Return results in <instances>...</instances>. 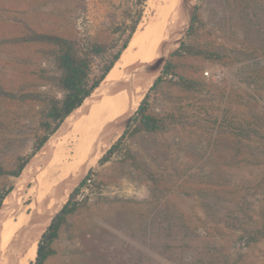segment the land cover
Listing matches in <instances>:
<instances>
[{"label": "rangeland", "instance_id": "obj_1", "mask_svg": "<svg viewBox=\"0 0 264 264\" xmlns=\"http://www.w3.org/2000/svg\"><path fill=\"white\" fill-rule=\"evenodd\" d=\"M150 3L137 31L155 14ZM182 6V34L151 61L141 58L143 65L132 74L141 80L155 72L126 121L114 132L113 123L104 129L94 154V144L79 153L75 147L89 124L82 105L27 164L28 179L27 167L19 177L14 173L49 135L47 114L65 91L60 48L25 38L50 34L74 41L98 79L128 39L139 8L135 0H0V194L14 190L22 177L14 217L28 216L26 230L17 232L8 249L20 264H35V247L50 224L39 240L35 233L64 206L87 167L96 171L100 194L81 205L109 207H98L86 227L64 226L61 237L71 248L54 264H264V0H183ZM181 39L195 53L175 54ZM93 45L109 49L95 54ZM164 56L162 67L152 71ZM167 60L174 70L146 105L161 129L147 131L133 121L111 160L99 165ZM213 70L222 72V80L204 75ZM48 181L56 182L49 190ZM84 240L89 250L80 247ZM116 253L127 257H112Z\"/></svg>", "mask_w": 264, "mask_h": 264}, {"label": "bare ground", "instance_id": "obj_2", "mask_svg": "<svg viewBox=\"0 0 264 264\" xmlns=\"http://www.w3.org/2000/svg\"><path fill=\"white\" fill-rule=\"evenodd\" d=\"M182 3H183V0H151L150 4L152 8L154 9L155 14L153 15V17L150 18V21L148 22L147 26L144 28L145 30L141 31L138 29L128 49L125 51L124 55L116 63L115 67L108 74V76L103 81L101 86L92 94V96L89 99L85 101V103L81 107L83 108V112L81 113L82 111L81 110L80 113L84 114L83 116H86V118L88 117L86 120L89 124L88 126H86L85 133L82 139L80 140V143L78 141L79 145L76 144L78 145V147L77 148L75 147V151H78L79 153L82 152V154H84L89 148H91L90 146L94 144V149H93V154H94L98 150V147L100 144L99 140H100V137L102 136L104 129L113 123L116 125V127L112 128L111 132L116 131L119 128V125L124 123L126 119L129 117V115L132 113L140 96L144 95L145 88L152 80L155 72L147 73L145 77L141 80L138 78H135L132 74L134 73V71H136L138 68H140L143 65V61L141 60V58H145L146 61H151L152 59L157 57L161 51L172 46L175 43V41L179 38V36L182 34L183 27H184V20L187 15V10H184ZM145 41L146 43H144ZM144 44L146 45L145 48H144ZM168 56L169 55H167V57ZM136 58H139L138 63L136 61ZM77 114H79L78 110L74 111L73 114L68 119H70V121L75 119ZM68 123H71V122H68ZM83 127L82 129L80 128V130H83ZM52 142L53 141L48 142L49 146H50V143ZM89 152L90 151H88V153ZM79 153H77V155H79ZM71 166H74V164L70 165V167ZM26 167L27 168L24 170V173H23V176L25 175V177L28 176V173H29L28 168L30 167V165ZM64 167L65 166H63V168ZM31 173L32 172H30V174ZM28 179H29V176H28ZM48 184L49 185H47L46 187L47 190H49L51 186L55 185L56 182L51 181V183H49L48 181ZM21 185H22V177L17 183L16 188L7 196L3 204V207L0 210V241H3L2 243L3 245L1 248L2 250H0V264H20L19 262H21V258H16L15 254H13L14 252L13 249L11 250V253L8 251L10 241L12 240V238L17 234V232L20 229H23V228L25 229L24 225H25L26 217H28L25 214L18 215L19 217L17 219H15L14 217L15 210L17 208L19 198L21 196L20 195ZM46 193L49 194L48 192ZM38 203L41 204L40 202ZM56 208L54 210H56ZM49 213H51V211ZM53 216L54 215H52L51 213L46 220H43V225L41 227L42 229L41 230L39 229V231L35 233V235L38 236L37 238L38 240L42 232L45 230L47 225L50 223ZM23 248H26V247L23 246ZM36 250H37V246L35 247V253H36ZM31 252L33 253V251ZM34 257L35 256H33V259Z\"/></svg>", "mask_w": 264, "mask_h": 264}, {"label": "trees", "instance_id": "obj_3", "mask_svg": "<svg viewBox=\"0 0 264 264\" xmlns=\"http://www.w3.org/2000/svg\"><path fill=\"white\" fill-rule=\"evenodd\" d=\"M147 0H135V5L138 7L136 11V17L130 27V34L128 39L124 42L121 49L114 55L113 60L109 65L103 70L102 75L98 79L92 78L91 67L89 61L86 58L79 57L76 49V43L72 40L62 38L56 35L50 34H34L25 38L26 42H47L54 44L60 48V54L58 56L57 62L62 70L61 85L65 91V97L61 104H54L51 106L47 118L50 127L49 135L44 137L36 146L31 157L23 162L18 170L14 173L15 177H19L22 171L25 169L30 160L44 147L49 138L54 135L64 121L77 109H79L84 102L92 95V93L97 90L101 83L105 80L111 70L114 68L116 63L120 60L124 51L129 47L132 37L137 31V28L143 17V7L145 6ZM198 7L196 6L191 23L189 26L188 33H190L194 27L195 21L197 19ZM109 48L106 46L93 45L92 52L95 54H102ZM189 54L195 53L190 48H186L184 41L181 42L180 47L177 49L175 54H180L183 51ZM174 70V65L170 60H167L165 67L162 71V75L158 77L150 88L149 92L145 95L142 100L138 110L134 116L129 120V125L127 126L124 134L118 139V141L104 154V156L99 160V165H104L111 160L115 150L122 140L127 135L128 128L133 121H139V128H143L147 131H157L161 129V126L150 116L147 112V101L149 99L150 93L157 87V85L163 80V77L167 74L172 73ZM180 82L183 85H188V82L180 77ZM54 127H52V125ZM91 173V171H89ZM88 173V174H89ZM87 177V176H86ZM86 177L79 183V185L73 190L69 195V199L63 208L55 215L52 219L50 225L47 227L46 231L40 238L37 248V256L35 259V264H44L47 258L52 254V243L58 237V232L61 225L65 222L66 216L73 213L78 206L81 204H75L74 200L77 193L79 192L81 186L85 182ZM13 188H9L0 194V207L2 206L5 198L12 192ZM30 204V201L27 203Z\"/></svg>", "mask_w": 264, "mask_h": 264}, {"label": "crops", "instance_id": "obj_4", "mask_svg": "<svg viewBox=\"0 0 264 264\" xmlns=\"http://www.w3.org/2000/svg\"><path fill=\"white\" fill-rule=\"evenodd\" d=\"M91 170V167H87L86 172L83 174L82 177L79 178V180L76 183L79 185V183L84 179V177L87 175V173H89V171ZM75 186V187H76ZM75 189V188H74ZM73 189V190H74ZM72 190V191H73ZM71 194V193H70ZM69 199V197H68ZM68 201V200H67ZM66 201V202H67ZM66 204V203H65ZM64 204V205H65ZM96 207V208H95ZM98 207H103V208H107L109 206L106 205H102V204H87V205H81L78 206V208L71 214L66 216V221L65 223L61 226L60 230H59V234L58 237L54 240L53 244H52V254L47 258V260L44 262V264H54L57 260V258L61 257V253H63L64 251H66L67 249L71 248L70 245V241H64L61 237V233L63 231L64 226H66V224L68 223H76L78 226L82 225L85 226L88 225L95 217V210H99ZM63 208V207H62ZM101 209L100 214H104V209ZM90 212H92L91 214H89ZM53 219V218H52ZM52 221V220H51ZM51 223V222H50ZM49 223V224H50ZM49 226V225H48ZM67 245H69V248L67 247ZM79 246V245H78ZM80 247L82 248V250H87V241H81V245ZM67 248V249H66ZM89 250V249H88ZM54 252H55V257H54ZM56 254L58 256H56ZM138 253H134V256L136 257H140V255H137ZM132 255L128 256L131 257ZM112 257H118V258H123V257H127V255L124 256H119L117 253L113 254Z\"/></svg>", "mask_w": 264, "mask_h": 264}, {"label": "built area", "instance_id": "obj_5", "mask_svg": "<svg viewBox=\"0 0 264 264\" xmlns=\"http://www.w3.org/2000/svg\"><path fill=\"white\" fill-rule=\"evenodd\" d=\"M204 75L214 80H222L223 78L221 71H206ZM99 194L100 188L98 187L97 174L95 170H92L91 173L87 175L85 182L77 193L74 203L83 204L84 202L90 201Z\"/></svg>", "mask_w": 264, "mask_h": 264}, {"label": "water", "instance_id": "obj_6", "mask_svg": "<svg viewBox=\"0 0 264 264\" xmlns=\"http://www.w3.org/2000/svg\"><path fill=\"white\" fill-rule=\"evenodd\" d=\"M181 41H182V39L180 40V42L179 43H181ZM166 61V59H165V57H161L153 66H151V70L152 71H157V70H159L161 67H162V65H163V63ZM131 119V117L127 120V122H126V125H128L129 124V120ZM3 206V205H2ZM55 217V216H54ZM53 217V218H54Z\"/></svg>", "mask_w": 264, "mask_h": 264}]
</instances>
